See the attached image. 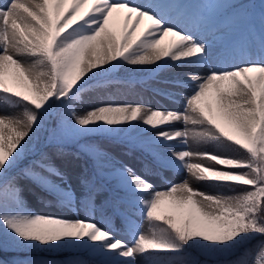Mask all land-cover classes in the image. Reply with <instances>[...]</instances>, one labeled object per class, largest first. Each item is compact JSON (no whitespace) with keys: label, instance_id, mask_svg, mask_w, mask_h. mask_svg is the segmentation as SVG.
Wrapping results in <instances>:
<instances>
[{"label":"snow or ice","instance_id":"snow-or-ice-1","mask_svg":"<svg viewBox=\"0 0 264 264\" xmlns=\"http://www.w3.org/2000/svg\"><path fill=\"white\" fill-rule=\"evenodd\" d=\"M201 2L211 7L194 8L193 0L0 2V100L13 109L0 110V251L31 253L0 264H53L38 253L66 249L84 250L98 264H139L138 257L193 264L185 259L192 248L234 255L227 264H264V0ZM114 14H123L119 34L110 27ZM121 68L156 78L165 87L154 91L179 98L181 109L108 100L77 110L85 93L117 83ZM171 68L180 71L158 79ZM137 82L130 75L128 83ZM177 122L182 128L171 127ZM42 131L61 150L76 144L92 160L79 199L48 153L33 151ZM101 136L125 155L139 153L140 171L100 144L82 142ZM189 140L227 143L247 155L192 151ZM166 172L185 178L173 183ZM148 177L168 187L158 189ZM21 179L75 215L29 210ZM193 181L233 194H210ZM101 193L107 195L97 206ZM121 231L130 241L117 238Z\"/></svg>","mask_w":264,"mask_h":264},{"label":"rangeland","instance_id":"rangeland-1","mask_svg":"<svg viewBox=\"0 0 264 264\" xmlns=\"http://www.w3.org/2000/svg\"><path fill=\"white\" fill-rule=\"evenodd\" d=\"M136 2H143V0H139ZM193 7L204 9V8H210L211 4L207 2H201V0H193ZM114 26H111L112 30L117 32V34H119L120 31L122 30L123 25H118L115 27ZM17 58L24 62H31V59H32L31 57H28V56H21ZM116 75L118 77H121L127 80H129L130 75L132 77H138L139 78L138 86H141L142 88L140 87L141 89L139 88L134 89L131 87V85L127 84V82L125 83V82L118 81L117 83L110 85L107 89L103 91L93 90V91H89L85 93L82 96L81 102L77 103V110L82 111L84 108L92 106V100H94L93 98L95 97H98L101 102H106L108 100H114L117 103H132L131 101L125 100L126 98L125 91H117V90H127L134 97H140L144 95L145 97L148 96V97H151L152 99L154 98L155 100L160 99L162 97L161 95H156V93H153L154 89L162 88L161 85L155 81L156 78H149L142 73H137L133 75L129 72L128 68H121L116 73ZM158 78L168 79L171 77L166 75V73L160 72L158 74ZM3 104L4 102L0 100V110L5 111V112L13 111V109L11 108L3 107ZM176 105L178 106V109H181L182 101L177 102ZM43 133L44 131L40 133L39 142L38 140H35L34 145H33V151L40 150V151H45L48 153V155L52 158L53 164L56 167L60 168L66 174L68 183H70L72 187L75 189V191L77 192L78 199H79V194L83 191V189L81 188L79 184V181L82 175H87L86 163L83 161L81 156L75 153L74 150L67 148V146L65 145H63L62 150H61L60 146H58L55 143L49 142L47 146H44L42 149H40L42 145V140H43V137H42ZM88 141H92V142L100 144L104 149L112 152V154L116 157L118 161L124 164H127L130 167H133L137 172L140 171V164L138 161L139 154L137 152H134L131 155H125L123 146H120L115 141L111 140L110 138L103 137V136L94 137L84 142H88ZM222 144H217L213 146L214 150L210 152L217 153L220 155L236 157V158H245L247 155L246 153L243 152V150H235L234 145L229 146L227 143H225L228 146H225V145L222 146ZM206 152H209V151H206ZM165 176L168 177V179L171 180L173 183H178L185 178L184 175H173L171 172H166ZM148 179L151 180L155 184L156 188L158 189H165L168 187V185L164 181H161L158 178L148 177ZM20 184L24 190L23 200L29 210L39 213V214L59 215V216H64L68 218H71L75 215V211H76L75 209L69 210L68 208L67 209L59 208L52 203L46 204L42 200H38L36 196L32 192H30V190L28 189L27 180L21 179ZM193 187L199 188L200 190L208 192L210 194H216V193H223L225 195L233 194L226 188L211 187L205 183H198L195 181H193ZM106 195L107 193H101L97 196L96 201H95L97 206L101 203V201L104 199ZM98 214H101L100 210H97L95 212V220L98 223H101L103 225L104 221L102 219L99 220V218L97 217ZM80 215L81 217L85 215V211L83 207H80ZM138 223L143 224L144 230L147 231V228H148L147 224L144 223L140 218H138ZM116 235H117V238L123 239L126 241H130L131 239L128 235H126L123 232H117ZM138 262L139 264H144L143 258L138 257Z\"/></svg>","mask_w":264,"mask_h":264},{"label":"trees","instance_id":"trees-1","mask_svg":"<svg viewBox=\"0 0 264 264\" xmlns=\"http://www.w3.org/2000/svg\"><path fill=\"white\" fill-rule=\"evenodd\" d=\"M259 1L260 0H253L254 3H257ZM87 139L89 138H85V140ZM66 146L75 150L77 153H79L82 156V158L87 162V167H89L90 175L92 176L94 169H93V162L90 159V157L85 153L80 152L76 144L69 143L66 144ZM28 183H29V188H31L34 192H36L37 196L42 201H44L45 203H53L55 206L61 207L48 193H46L39 187L35 186L34 184H32L30 181H28ZM115 224L117 228L121 227V222L119 219L116 220ZM26 255H31V253L17 252L14 250L0 251V259H3L8 262H11L15 259H18L19 257ZM38 255L53 261V264H98V260L95 257L90 256L84 250L66 249V250H61L58 253H52V254L40 252L38 253ZM235 258L236 257L234 255H208V254H204L202 250L195 248L188 249L187 252L185 253V259L190 262H193V264H227L228 261H232Z\"/></svg>","mask_w":264,"mask_h":264},{"label":"bare ground","instance_id":"bare-ground-1","mask_svg":"<svg viewBox=\"0 0 264 264\" xmlns=\"http://www.w3.org/2000/svg\"><path fill=\"white\" fill-rule=\"evenodd\" d=\"M136 1H139V0H136ZM0 2H3V0H0ZM89 7H91V5H89ZM114 17H116V14H114ZM148 24V21H145L144 22V25H142L141 27V31L144 30V27H146ZM118 26V25H123V14H120L118 17H116L114 19L113 22L110 23V27L111 26ZM114 26V27H115ZM173 37L169 36V37H165L162 41H161V47H166L168 46L171 41H172ZM180 70L179 69H175V68H171V69H168V70H165L163 71L162 73H166V75L170 76V77H173L175 75L178 74ZM159 79V78H158ZM159 80H165V79H159ZM157 82V79L155 80ZM160 84V83H159ZM161 87H165V85L163 84H160ZM117 91H125L126 94V98L125 100L126 101H131L132 103L134 104H137V103H140V104H145L153 109H161V108H168V109H174V110H179L178 109V106L176 105L177 102H173V100L171 99H168L164 96H162L160 99H152L151 97H145L144 95L143 96H140V97H134V96H131L129 95L130 92L127 91V90H117ZM180 91H187L186 89H181ZM153 93H156L155 91ZM156 95H159L156 93ZM94 100H92V105H94L95 103H101L100 99L98 97H95L93 98ZM178 101H182L180 100L179 98H177ZM171 127H176V128H182V123H174L173 125H171ZM46 136L47 135H44V138L42 140V145H41V148L44 147V146H47L49 144L48 140L46 139ZM173 145H175L177 148L181 147L180 145H178V143L176 141H173L172 142ZM218 143L215 142V141H206V142H203V141H196V140H189V143H188V148H190L192 151H197V152H206V151H213L214 150V147L215 145H217ZM225 145V146H228L227 144H222V146ZM175 150V149H174Z\"/></svg>","mask_w":264,"mask_h":264}]
</instances>
